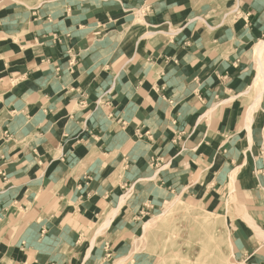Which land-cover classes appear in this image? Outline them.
I'll return each instance as SVG.
<instances>
[{"label": "crops", "instance_id": "crops-1", "mask_svg": "<svg viewBox=\"0 0 264 264\" xmlns=\"http://www.w3.org/2000/svg\"><path fill=\"white\" fill-rule=\"evenodd\" d=\"M261 41L264 0H0V264H136L145 218L231 196L264 264Z\"/></svg>", "mask_w": 264, "mask_h": 264}, {"label": "rangeland", "instance_id": "rangeland-1", "mask_svg": "<svg viewBox=\"0 0 264 264\" xmlns=\"http://www.w3.org/2000/svg\"><path fill=\"white\" fill-rule=\"evenodd\" d=\"M256 51L255 48V53ZM256 55L258 60V53ZM262 84V81L260 83L257 82L254 85L255 90L249 96L252 99V104L250 105L251 111L258 105L254 102L256 95L261 90ZM174 200H177L180 204H183V202L198 204L205 212H202V214L209 217V219L204 220L213 221L216 223V226H210L204 229V227H200L199 223L201 221L190 219H188V224L181 225L180 221L182 218L180 215L171 213L167 216L162 215V212L167 206L166 204L163 209L153 216L147 219L145 218L146 220L144 219L139 224L137 232L135 230L136 237L133 238V251L137 253L136 256L139 261L136 264H158L160 256L169 258L171 255H179L185 249V246L180 243L187 240L189 236L197 240L199 235L206 233H209L208 236L213 237H207L206 239H209L216 250V254L214 253L216 264H235L232 250V234L236 227L235 222L239 219V216H242V210L246 209L245 206L239 203L234 196L223 200L221 199L214 204L207 200L194 203L185 201L182 197H177ZM150 219L151 221L148 222ZM146 222L149 224H146ZM172 239H175L173 244L170 241ZM170 242L172 246L168 245ZM166 245L170 248L168 247L165 253H160Z\"/></svg>", "mask_w": 264, "mask_h": 264}, {"label": "bare ground", "instance_id": "bare-ground-1", "mask_svg": "<svg viewBox=\"0 0 264 264\" xmlns=\"http://www.w3.org/2000/svg\"><path fill=\"white\" fill-rule=\"evenodd\" d=\"M256 48H257V52L259 55V57H258V76L259 77L256 79V81L258 80L259 83L262 81V83H263L261 86V90L256 95L255 102H254L255 104H258L261 100V96L263 94V89H264V41L260 42ZM254 90H255V88L253 86L249 87L244 92V95H248V94L251 95ZM250 109H251V107H250ZM248 121H249L248 124H250L252 121V118L250 115L248 117ZM121 200L123 201V199H121ZM202 212L205 213L201 209V206H199L196 203L195 204H189L187 202H183V204L182 203L180 204L177 200H172V201H169L167 203V206H166L165 210L162 212V215L167 216V215H169V213L180 215L182 218L180 221L181 225L182 224H188V222H189L188 219H190V220L201 221L200 223L199 222L198 223L200 224V227H204V229L209 228L210 226H216L215 222L210 221V220L209 221L204 220V219H209V217H206L205 215H203ZM164 220H165V218H164ZM110 221L105 222L104 225L107 226ZM150 221H151V219L148 220V222H150ZM148 222H146V224H149ZM101 226H100V228H101ZM98 231H100V230H98ZM208 234L209 233L199 235L197 237V240H195L196 238L189 236L187 240L180 243V244H183L185 246L186 250L184 249L182 251V253L179 255H175V256L171 255L169 258H167L166 256H164V257L160 256L158 264H216L215 257H214V253L216 254V250H215L214 246L212 245V243L209 241V239H206L207 237H211V236H208ZM203 237H205V238H203ZM211 238H213V237H211ZM170 241L173 244V241H175V239L174 240L172 239ZM171 242L168 243V245H170ZM168 245H166L164 247V250H162L160 253H165V251L169 247ZM170 246H172V245H170ZM89 253H90V251H89Z\"/></svg>", "mask_w": 264, "mask_h": 264}]
</instances>
